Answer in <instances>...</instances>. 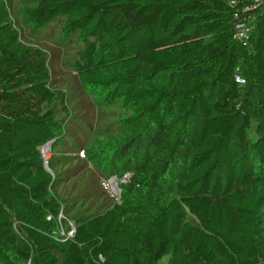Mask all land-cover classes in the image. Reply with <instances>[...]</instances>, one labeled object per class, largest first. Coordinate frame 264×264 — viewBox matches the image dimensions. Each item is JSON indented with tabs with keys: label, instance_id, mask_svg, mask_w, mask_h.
<instances>
[{
	"label": "trees",
	"instance_id": "16d2710c",
	"mask_svg": "<svg viewBox=\"0 0 264 264\" xmlns=\"http://www.w3.org/2000/svg\"><path fill=\"white\" fill-rule=\"evenodd\" d=\"M21 4L32 31L63 20L79 42L65 65L117 118L86 159L44 160L70 94L0 0L3 264H264V1ZM125 172L116 201L101 180Z\"/></svg>",
	"mask_w": 264,
	"mask_h": 264
},
{
	"label": "rangeland",
	"instance_id": "374dc122",
	"mask_svg": "<svg viewBox=\"0 0 264 264\" xmlns=\"http://www.w3.org/2000/svg\"><path fill=\"white\" fill-rule=\"evenodd\" d=\"M4 1L8 5L11 15L16 22L18 31L21 34V39L24 42L39 46L45 50L49 56L52 85L62 88L70 94L68 100L70 107L69 117L65 127L66 136H64L63 133L59 136V139H64V143H61L59 139H57L54 146L51 143L44 145V158L48 159L51 157L52 147H54L55 152L59 150L67 151H61L58 154L60 160L67 159L68 153L77 155L76 158L86 159L87 152L84 148L93 138L100 136V132L97 129L98 126L109 120L116 119L117 116L113 114L109 115L108 111H105V107L97 104L91 95L84 92L77 82V79L65 65L68 59H70L79 48V42L74 40L65 42L63 40L61 31L63 20L58 24H50L40 32L32 31L31 25L23 21L22 16L17 13L22 5L21 0ZM109 109L112 111L111 108ZM102 180L101 187H103L106 193H109L114 200L116 199L112 195L111 187L119 186L121 194L125 191L124 187H120L122 183H120L119 180H116V182L111 185H108L107 181L102 184V182H105L104 180H106V178ZM0 264H3V261L0 260ZM162 264H165L164 261H162Z\"/></svg>",
	"mask_w": 264,
	"mask_h": 264
},
{
	"label": "built area",
	"instance_id": "2783aa9c",
	"mask_svg": "<svg viewBox=\"0 0 264 264\" xmlns=\"http://www.w3.org/2000/svg\"><path fill=\"white\" fill-rule=\"evenodd\" d=\"M264 0H253L254 4L256 5H259L261 3H263ZM236 2V0H229V4L232 5ZM250 30V26L247 25V22H238L236 24V33H235V38L237 39H244L247 35V33L249 32ZM50 143V142H48ZM48 143L44 144V145H47ZM44 145H42L40 147V153L42 155V157L44 158L45 156V148H44ZM44 160H46L44 158ZM131 177V173L130 172H125L123 175L121 176H117V175H112L108 178H106V180H104L105 182H102L103 183H106L107 181V184L108 185H111L113 183L116 182V180H119L120 183H126ZM103 181V180H102ZM111 192H112V195L115 197L116 201H119L120 200V196H121V189L119 188V186H115V187H111ZM74 226L72 224H70V229L67 231V236L68 237H71L74 233ZM61 234H64V231L61 230L60 232Z\"/></svg>",
	"mask_w": 264,
	"mask_h": 264
}]
</instances>
